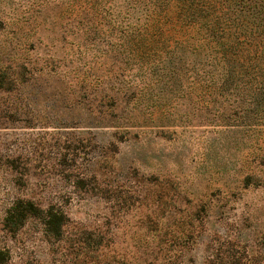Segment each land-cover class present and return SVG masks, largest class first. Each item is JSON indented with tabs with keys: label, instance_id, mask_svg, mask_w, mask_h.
I'll use <instances>...</instances> for the list:
<instances>
[{
	"label": "rangeland",
	"instance_id": "374dc122",
	"mask_svg": "<svg viewBox=\"0 0 264 264\" xmlns=\"http://www.w3.org/2000/svg\"><path fill=\"white\" fill-rule=\"evenodd\" d=\"M167 2L0 0V264H264V97Z\"/></svg>",
	"mask_w": 264,
	"mask_h": 264
},
{
	"label": "trees",
	"instance_id": "16d2710c",
	"mask_svg": "<svg viewBox=\"0 0 264 264\" xmlns=\"http://www.w3.org/2000/svg\"><path fill=\"white\" fill-rule=\"evenodd\" d=\"M234 1L237 0H169L167 6L182 8L184 17L195 21L210 17L212 26L210 29L207 27L209 35L206 41L213 44L212 59L223 67L224 82L229 83L235 76L237 80V69L229 71L228 68L231 64H238V75L241 77L239 84H242L240 93L253 100H259L264 97V0H238L236 4L240 7L239 16L252 21L255 33L247 35L244 29L247 21L241 20L244 26L240 25L242 34L235 40L220 36V33L229 27L221 26L223 19L229 15L226 8L232 9ZM204 2H207L206 5H203ZM226 2L228 6H224ZM218 4L223 6L218 7ZM234 12L238 13L235 10ZM217 26L221 29H217ZM231 72L235 73V76ZM1 254L3 253L0 252Z\"/></svg>",
	"mask_w": 264,
	"mask_h": 264
}]
</instances>
